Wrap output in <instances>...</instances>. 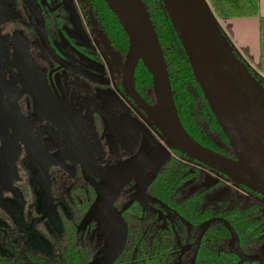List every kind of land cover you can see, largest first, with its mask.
I'll use <instances>...</instances> for the list:
<instances>
[{
  "label": "flooded vegetation",
  "instance_id": "flooded-vegetation-1",
  "mask_svg": "<svg viewBox=\"0 0 264 264\" xmlns=\"http://www.w3.org/2000/svg\"><path fill=\"white\" fill-rule=\"evenodd\" d=\"M72 3L74 8L69 12L62 0H0V91H3L0 98L9 103L8 110L3 114L4 120L7 125L18 122L23 133L39 150L40 158L31 155L15 139L20 147L13 161V178L9 185L12 191L10 193L8 188L0 197L4 206L3 209L0 208L2 215L0 248H5L4 244L10 241L13 247H17L6 234L9 226L6 225L5 220L10 217L6 209L12 208L9 201L10 198H14L13 194L17 196L25 194L28 190L27 185L32 183L31 185L38 191L47 189V202L54 211L52 220L57 228L56 232L51 231L50 227H48L50 230L42 227L38 232L44 236V241H41L40 245L45 247V251L58 254L61 249L64 250L69 245L76 253L86 255L85 264H88L101 260L111 250L112 231L101 225L96 216L91 215L86 225L79 228L95 199L93 185L99 183L98 179L86 172L90 166L84 159L81 148L76 154L81 162L83 161V169L77 162V156L71 157L61 165H50L56 164V160H50L56 152L77 148L76 141L80 138L79 128L85 138L87 154L85 155L99 168H112L143 150L155 147H161L167 154L165 160L154 164H150L149 161L152 159L147 157L142 165L122 175V179L117 181L110 192L111 205L126 228L124 247L113 264H116L122 256L131 236L128 221L133 216L130 215L132 211H140L169 228L176 249L175 264H193L194 250L212 220L195 227L187 224L177 225L173 212L152 194L155 183L164 175H168V171L172 175L174 169H177L178 173L181 172L182 178L175 189L177 201L201 193V207H217L218 203L222 202L229 207L244 205L260 208L263 214L262 245L264 196L256 195L257 193L187 158L165 144L160 134L124 94L122 74L117 68L120 69L125 56L117 54L112 49L89 6L95 25L91 24L90 17L81 2ZM33 11H36L39 17L36 14L37 18L32 16ZM94 26L97 27L98 32H95ZM100 36L109 44L111 55L105 49V42ZM40 40L42 42L45 40L44 44L48 46L46 48H49V54ZM12 59L13 66L20 68L19 71L12 66ZM27 61L30 67L27 66ZM20 74H23L25 79L20 78ZM83 75L94 80V83L85 79ZM32 89L38 93L41 100L45 101V106L33 97ZM137 95L157 113L151 107V101L147 96ZM60 110L66 111L74 121L78 133L76 136L69 130L64 117L47 113ZM4 159L8 161L9 157ZM181 160L233 182L237 188L251 196H246L245 202L242 200L234 203L213 196L214 188L219 186L218 182L183 196L182 192L188 187L196 183L201 184L204 180L201 179L198 171L182 163ZM82 170H85L84 173ZM15 210L21 218L18 212L22 211V205ZM98 236L102 240L99 244L101 246L91 259L92 242ZM261 245L253 254H241L237 237L230 232V239L225 249L237 258L236 264L252 261L263 263L264 259H259L264 254V247L261 250ZM246 257L252 258L240 262Z\"/></svg>",
  "mask_w": 264,
  "mask_h": 264
},
{
  "label": "water",
  "instance_id": "water-1",
  "mask_svg": "<svg viewBox=\"0 0 264 264\" xmlns=\"http://www.w3.org/2000/svg\"><path fill=\"white\" fill-rule=\"evenodd\" d=\"M104 1L118 19L127 37L130 64L122 72V80L123 91L129 101L145 116L169 148L222 174L240 186L264 196V89L229 46L206 0L159 1L168 14L202 97L236 161L228 160L201 147L183 129L174 106L161 51L142 0ZM33 12L32 16L37 18L36 11ZM100 38L103 39L101 36ZM40 41L49 54V48L47 49L46 43L44 44L45 40ZM103 41L105 49L111 55L109 44L105 39ZM138 62L150 76L158 108L157 113L151 110L135 92L133 75ZM11 64L14 65L13 59ZM27 66L30 67L29 62ZM13 67L18 71L20 69ZM22 75L20 74V78L23 79ZM83 77L91 82L94 81L86 75ZM1 93L3 91H0V95ZM32 94L40 104L45 106V101L41 100L34 89ZM47 101L50 103L48 98ZM8 104L0 98V197L9 188L13 178V161L20 147L16 140L31 155L40 159L39 150L23 133L18 122L15 121L14 125L6 124L3 114L8 110ZM47 113L64 117L72 134L75 136L78 134L74 121L66 111ZM79 133L80 138L76 141L77 148H67L56 152L50 157V160H56V164H49L61 165L71 157L77 156V162L83 169V161L81 162L76 154L79 148L83 151V157L90 166L86 172L98 179L99 183L93 185L95 199L79 228H83L89 217L93 215L101 225L112 231L109 253L101 260L88 264H113L124 247L126 228L111 205L110 192L117 181L122 179V175L142 165L147 157L152 159L149 161L150 164H154L165 160L167 154L161 147H155L143 150L112 168H99L86 156L85 138L81 128ZM12 147L15 149L13 150ZM5 157H9L8 161L4 159ZM84 171L82 170V173ZM0 208H4L1 199ZM251 258L246 257L240 262ZM259 259H264V254Z\"/></svg>",
  "mask_w": 264,
  "mask_h": 264
},
{
  "label": "trees",
  "instance_id": "trees-1",
  "mask_svg": "<svg viewBox=\"0 0 264 264\" xmlns=\"http://www.w3.org/2000/svg\"><path fill=\"white\" fill-rule=\"evenodd\" d=\"M85 2L112 49L117 54L126 56L127 37L106 2L104 0H85ZM206 2L214 17L218 19L257 18V70L263 78L248 70L264 89V17L258 15V0H206ZM142 3L161 51L174 106L183 129L201 147L223 158L236 161L202 97L163 4L159 0H142ZM133 86L137 94L145 95L144 89L147 87L152 90L150 76L140 62L134 69ZM223 146L227 147L229 152H225ZM167 174L158 180L157 184L155 183L151 192L173 212L177 225L187 224L195 227L212 220L194 250L193 264H236L237 258L225 249L230 239V232L237 237L241 254H253L260 248L263 238V214L260 208L244 205L229 207L222 202L218 203L217 207H201V193L177 201L175 189L182 181L181 172L178 173L177 169H174L172 175L170 171ZM130 215H133L128 221L131 236L116 264H175L176 249L169 228L140 211H132ZM72 230L73 228L70 229L71 232ZM68 238L71 241V238ZM4 240L7 241V238L4 237ZM11 243L10 241L4 244V247L16 252ZM46 253V255L25 253L23 263L10 256L0 257V264L86 263V255L76 253L69 245L66 249H61L58 254H50L48 251ZM243 264H264V262L252 261Z\"/></svg>",
  "mask_w": 264,
  "mask_h": 264
},
{
  "label": "rangeland",
  "instance_id": "rangeland-1",
  "mask_svg": "<svg viewBox=\"0 0 264 264\" xmlns=\"http://www.w3.org/2000/svg\"><path fill=\"white\" fill-rule=\"evenodd\" d=\"M72 2H81L84 9L86 10V14L89 15L91 24L95 25L93 16L89 11L88 5L83 0H62V3L65 7L72 12L74 8ZM72 16V14H71ZM216 23L218 22L215 18ZM95 32H98L97 27L94 26ZM151 42V41H150ZM230 46V45H229ZM130 64L129 53L126 54L125 60L122 63L120 69L117 68L118 72H122L126 69V67ZM258 77H262L257 70ZM263 78V77H262ZM145 95L151 101V107L157 112V104L156 98L153 94V90L149 89L148 87L144 89ZM225 152H229L227 147L223 146ZM182 163L187 164L190 168H194L196 171L201 174V179L204 180L201 184L196 183L195 185H191L188 187L184 192H182L183 196H186L192 192H195L196 189H201L205 187H209L211 184L218 182L219 186L214 188L212 195L220 197L221 199H226L230 203H234L236 201H244L246 196H251L244 190H240L236 187V185L229 181L225 180L207 170L203 169L200 166H195L190 162H186L181 160ZM32 183L27 185V191L25 194L21 196L14 195V198H10L11 209H6V212L9 213V219L5 220L6 225L9 226V231L6 232L7 236L9 235L10 239L15 243L17 247H15L16 252H11L5 248H0V257H7L10 256L12 259H17L22 263L25 261V253L31 254H41L46 255V249L44 246L40 245L41 241H44V236L41 233H38L42 227L43 229H47L50 227L51 231L57 230L54 226V221L52 220L53 209L47 202V189H41V191L36 190L32 185ZM12 187L9 188V192L11 193ZM209 193V192H208ZM119 197V196H118ZM114 199L116 196L114 195ZM2 200V199H1ZM245 202V201H244ZM22 205V211L18 212L19 216L17 215L16 208ZM15 206V207H14ZM264 211V210H263ZM47 213V214H46ZM2 218L1 211H0V220ZM19 226V227H18ZM0 229H2V225L0 224ZM5 230V228H3ZM49 229V228H48ZM49 229V230H50ZM90 234V232H88ZM2 236H6L1 234ZM101 237L98 236L92 242V249H91V259L94 258V253L96 254V250L101 246L99 245L101 242ZM232 242V240H231ZM5 243V242H4ZM8 242H6L7 244ZM99 245V246H98ZM264 247V241L261 245V250ZM6 253V254H5ZM35 254V255H36Z\"/></svg>",
  "mask_w": 264,
  "mask_h": 264
},
{
  "label": "crops",
  "instance_id": "crops-1",
  "mask_svg": "<svg viewBox=\"0 0 264 264\" xmlns=\"http://www.w3.org/2000/svg\"><path fill=\"white\" fill-rule=\"evenodd\" d=\"M258 15L264 17V0H258ZM217 19V26L241 62L253 73L258 69L257 18Z\"/></svg>",
  "mask_w": 264,
  "mask_h": 264
}]
</instances>
